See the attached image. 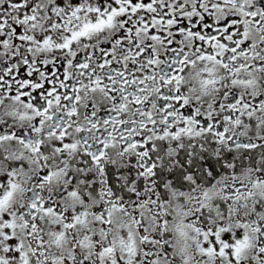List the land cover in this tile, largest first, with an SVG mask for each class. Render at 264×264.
<instances>
[{
    "label": "snow or ice",
    "instance_id": "obj_1",
    "mask_svg": "<svg viewBox=\"0 0 264 264\" xmlns=\"http://www.w3.org/2000/svg\"><path fill=\"white\" fill-rule=\"evenodd\" d=\"M0 264H264V0H0Z\"/></svg>",
    "mask_w": 264,
    "mask_h": 264
}]
</instances>
